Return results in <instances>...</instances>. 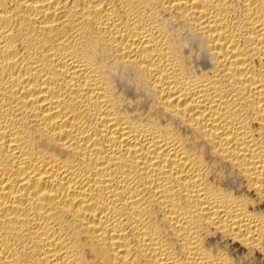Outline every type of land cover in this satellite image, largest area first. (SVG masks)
Instances as JSON below:
<instances>
[{"label": "bare ground", "instance_id": "1", "mask_svg": "<svg viewBox=\"0 0 264 264\" xmlns=\"http://www.w3.org/2000/svg\"><path fill=\"white\" fill-rule=\"evenodd\" d=\"M0 264H264V0H0Z\"/></svg>", "mask_w": 264, "mask_h": 264}]
</instances>
